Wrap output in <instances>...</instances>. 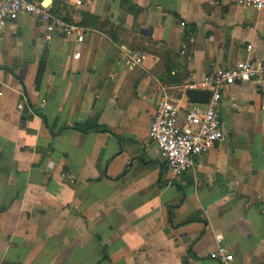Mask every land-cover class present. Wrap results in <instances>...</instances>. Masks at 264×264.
<instances>
[{
	"label": "crops",
	"instance_id": "crops-1",
	"mask_svg": "<svg viewBox=\"0 0 264 264\" xmlns=\"http://www.w3.org/2000/svg\"><path fill=\"white\" fill-rule=\"evenodd\" d=\"M27 1L84 37L47 41L29 15L0 34V264H218L217 247L264 264V83L223 90L226 138L178 178L148 139L155 102L168 96L182 117L210 64L264 62V11ZM123 52L141 65L129 70Z\"/></svg>",
	"mask_w": 264,
	"mask_h": 264
},
{
	"label": "built area",
	"instance_id": "built-area-1",
	"mask_svg": "<svg viewBox=\"0 0 264 264\" xmlns=\"http://www.w3.org/2000/svg\"><path fill=\"white\" fill-rule=\"evenodd\" d=\"M80 5V2L76 3L77 7ZM235 5L257 12L264 11V0H235ZM23 15L32 16L44 24L47 41L55 32L66 38L73 37L76 43L83 41V28L54 17L47 8L27 0H0V34L7 22H13ZM180 25L184 27V23ZM189 42H193L192 37L189 38ZM251 48V45L246 47L248 51ZM181 54H184L183 50ZM79 55L75 53L72 58L77 59ZM119 59L132 71L142 63L140 55L131 52H123ZM209 67V72L198 84L203 91L209 93L204 109L193 106L180 117L178 106L168 96H163L155 102L148 139L157 146L161 158L175 178L191 171L196 158L221 145L226 138L218 114L223 90L232 85L254 83L260 86L264 83V62L247 59L228 67L214 69L212 64ZM194 87L196 85L190 86V88ZM17 105L19 110L23 109L21 103ZM233 257L225 247H217L209 254V259L218 264H232Z\"/></svg>",
	"mask_w": 264,
	"mask_h": 264
},
{
	"label": "water",
	"instance_id": "water-1",
	"mask_svg": "<svg viewBox=\"0 0 264 264\" xmlns=\"http://www.w3.org/2000/svg\"><path fill=\"white\" fill-rule=\"evenodd\" d=\"M186 96L188 97L189 102L192 103L193 107L197 103L206 104V101L209 98V93L206 91L188 90L186 91Z\"/></svg>",
	"mask_w": 264,
	"mask_h": 264
},
{
	"label": "trees",
	"instance_id": "trees-1",
	"mask_svg": "<svg viewBox=\"0 0 264 264\" xmlns=\"http://www.w3.org/2000/svg\"><path fill=\"white\" fill-rule=\"evenodd\" d=\"M81 128V127H80ZM84 128V127H83ZM83 128H81L83 131H87V130H85V129H83Z\"/></svg>",
	"mask_w": 264,
	"mask_h": 264
}]
</instances>
